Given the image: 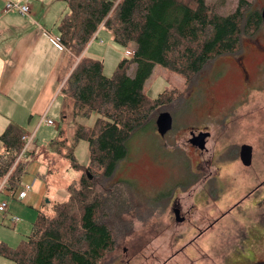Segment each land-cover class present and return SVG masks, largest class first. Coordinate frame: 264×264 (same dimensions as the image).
I'll return each instance as SVG.
<instances>
[{
	"label": "rangeland",
	"instance_id": "374dc122",
	"mask_svg": "<svg viewBox=\"0 0 264 264\" xmlns=\"http://www.w3.org/2000/svg\"><path fill=\"white\" fill-rule=\"evenodd\" d=\"M34 1L22 0V3L29 6ZM237 1L225 0L221 10H233ZM46 3L48 7L60 6L61 16L66 11L65 0H46ZM263 3L264 0H257L259 7ZM10 12L22 16L17 10ZM99 32L87 55L101 59L104 74L110 76L125 52L133 49L135 44L124 46L116 42L111 31L105 28ZM263 52L264 22L255 35L242 38L241 51L236 55L211 60L201 75L189 81L159 64L153 65L145 80L144 91L150 97H156L164 89L172 91L173 100L157 107L155 114L168 111L173 117V126L164 136L156 131L155 124L135 133L127 142V156L119 162L111 178L102 181L108 190L117 194L119 190L122 198L118 196L119 205H125L121 212L132 201L134 206L121 216L128 223L120 227L130 228L116 232L114 249L98 264H264V192L259 194L264 187L228 211L245 191L264 178ZM242 56L248 73L245 85L233 61V57ZM218 69L223 73L215 77ZM128 73L132 76L134 68L131 67ZM26 91L30 89L27 87ZM3 93L0 91V132L8 119L15 120L23 114L32 116L30 129H21L22 132L35 129V139L29 145V151L34 152L29 164L35 166V171L29 177H35L41 183L47 179L49 190H53L52 198H66L65 188L77 183L81 171L70 167L62 153L72 152L76 162L86 168L88 142L75 140L74 131L77 124L92 126L98 114L93 112L88 117L73 119L68 111V116L62 120L61 94L51 98L44 95L39 98L41 101L33 103L31 100L36 93L25 95L20 101L4 98ZM43 113L55 124L38 125ZM196 128L208 130L209 145H216L214 165H220L223 173L220 188L207 200L195 203L191 213L185 212L186 216L182 214L184 217L180 219L169 205L173 197L185 198L192 191L196 197L205 198L202 189L197 188L198 179L193 174L197 156L189 149L187 140L189 130ZM59 130L65 138L61 154H57L56 146L49 145L58 137ZM240 143H247L253 149L252 164L247 167L234 157ZM122 180L128 181L132 193L118 183ZM182 201L181 209L185 211L187 199ZM46 212L52 213L50 208ZM20 216L19 224L13 228L20 230L18 228L22 227V234L28 235L30 214L25 212ZM259 230L262 234L257 233ZM0 259L4 264H14L9 259Z\"/></svg>",
	"mask_w": 264,
	"mask_h": 264
},
{
	"label": "trees",
	"instance_id": "16d2710c",
	"mask_svg": "<svg viewBox=\"0 0 264 264\" xmlns=\"http://www.w3.org/2000/svg\"><path fill=\"white\" fill-rule=\"evenodd\" d=\"M224 3L66 0V11L58 24V42L79 59L60 87L61 119L68 111L73 119L98 114L92 126L77 124L74 131L75 140L88 142L89 163L83 168L72 152L62 153L65 138L59 130L49 145L56 146L57 154L62 153L70 167L81 171L77 185H67L66 198L44 204L29 234L16 246L0 242V256L14 264H98L114 249L116 232L130 228L120 227L128 223L121 216L134 205L130 202L121 212L125 205H119V190L118 194L108 190L102 181L110 179L127 156L128 140L140 130L155 126L156 108L173 100L170 90L164 89L156 97L145 93L144 83L153 65L189 81L201 75L211 60L236 55L241 51L242 38L255 35L263 26L257 0H238L230 11L221 10ZM101 26L111 31L116 42L135 44L110 76L104 74L101 59L84 53ZM131 67L132 76L128 73ZM22 133L12 121L0 133V179L7 177L5 188L12 196L22 188L34 154L28 148L16 161ZM127 182L118 183L128 189ZM48 208L51 214L46 212Z\"/></svg>",
	"mask_w": 264,
	"mask_h": 264
},
{
	"label": "crops",
	"instance_id": "0c3cea01",
	"mask_svg": "<svg viewBox=\"0 0 264 264\" xmlns=\"http://www.w3.org/2000/svg\"><path fill=\"white\" fill-rule=\"evenodd\" d=\"M34 2L29 4L28 14L19 16L5 11V0H0V91L1 93L4 91V98H15L16 101L22 100L25 95L32 96L36 93L31 100L33 103L41 101L39 98L44 95L51 98L55 94H61V84L79 59L59 45L58 24L62 13L60 6L48 7L46 0ZM102 28L99 27L97 34ZM92 43L93 39L84 50L86 55ZM27 87L30 91L25 92ZM31 117L29 118V114H23L17 116L15 120L8 119L7 122H15L20 128L23 127L21 129L27 127L30 129ZM40 124L43 125L39 120L38 125ZM32 132L35 139V129ZM1 151L0 146V153ZM30 164L21 187L26 183H32V186L22 199L17 198V195L12 196L5 188L6 181L0 179V201H6L8 205L5 211H0V242L11 247L16 246L26 235L22 234V227L18 228L20 230L13 228L19 224L20 215L28 212L30 214L28 220L32 223L36 218V212L49 200L55 199L52 198L53 190H49L47 179L41 183L35 180V177H29L35 171V166ZM12 215L19 218L15 225L10 222ZM0 264H4L1 259Z\"/></svg>",
	"mask_w": 264,
	"mask_h": 264
},
{
	"label": "flooded vegetation",
	"instance_id": "af4514ba",
	"mask_svg": "<svg viewBox=\"0 0 264 264\" xmlns=\"http://www.w3.org/2000/svg\"><path fill=\"white\" fill-rule=\"evenodd\" d=\"M263 5H264V3L261 6V10H262ZM233 61H235L236 65H237V69H239V71L241 72V75L243 77V82L245 81L244 82V85H245L247 82L246 80L248 79V73L244 67L243 56L242 57H233ZM261 64L263 65L264 61ZM222 73H223V70L218 69L215 72V77L219 76ZM172 126H173V117H172ZM193 130H196V131L202 133V136L198 137L199 142L196 144H193L189 141V139L191 138L190 132ZM189 135H190V137L187 139L188 143H189V149H191V152H194L195 155L197 156V159L195 160V167L196 168L193 169V174H195L197 179H198L197 180V188L202 189L203 194L205 195V198H200V196L196 197L195 192L192 193V191L188 192V194L186 195L187 197H185V198H184V196L173 197V199L170 201L169 205H171V209L175 213H177V215L180 219H182L184 217V216H182V214H185V216H186V213H189V214L191 213V211L195 207V203L200 202L201 199L207 200L208 196L213 195L220 188L219 180H221V178H222L221 174L223 173V168L220 165H217V164L214 165V161L216 160L215 157L217 156L216 149H215L216 145L215 144L211 145V146L209 145V139L211 136L209 135L208 130L206 128L191 129V130H189ZM243 146H248V145H247V143H240L236 146V152H235L234 157H235V159H238V162H240L245 167H247V166L252 164L253 149L251 146H249L250 159H249V163L245 164V163H243V161L241 159V150H242ZM205 168H207L206 172H204ZM263 187H264V178L259 183L254 185L253 188L245 191L241 196L242 198L238 199L237 201H235L234 203H232L228 207L229 208L228 211H232L236 206H238L240 204V202L243 199L248 198L253 194H256L257 191ZM262 192H264V191L259 192L260 196L262 195ZM185 199H187V201H186L187 202V208L184 211L181 209L182 208L181 203L183 202L182 200H185ZM215 220L216 219H214L212 222L214 223ZM257 233L262 234V230L257 231Z\"/></svg>",
	"mask_w": 264,
	"mask_h": 264
},
{
	"label": "built area",
	"instance_id": "2783aa9c",
	"mask_svg": "<svg viewBox=\"0 0 264 264\" xmlns=\"http://www.w3.org/2000/svg\"><path fill=\"white\" fill-rule=\"evenodd\" d=\"M10 10H17L18 12H20L21 14H28L29 13V6L22 3V0H5V11H10ZM40 122L43 123V125L46 126H51L54 125L55 122L49 118L46 113H43L40 119ZM34 139V132L31 133H22L20 136V143H21V147L17 156L16 161L21 158L24 157L29 145L32 143ZM15 161V162H16ZM7 177L3 178V181H6ZM32 186V183H26L22 186V188L20 189V191L17 194V198L22 199L25 197V195L27 194V192L30 190ZM7 203L6 201H0V211H5L7 209ZM19 218L15 215H12L10 217V222L12 225H15L18 222Z\"/></svg>",
	"mask_w": 264,
	"mask_h": 264
},
{
	"label": "water",
	"instance_id": "95a60500",
	"mask_svg": "<svg viewBox=\"0 0 264 264\" xmlns=\"http://www.w3.org/2000/svg\"><path fill=\"white\" fill-rule=\"evenodd\" d=\"M261 15H262V19L264 22V5L262 7V11H261ZM155 126H156V130L160 135H164L167 131H169L172 128V116L168 111H162L159 112V114L157 115L156 119H155ZM191 138L189 139V141L193 144L198 143V137L202 136V133L193 130L190 132ZM241 159L243 161V163L248 164L249 163V159H250V150H249V146H243L242 150H241Z\"/></svg>",
	"mask_w": 264,
	"mask_h": 264
}]
</instances>
